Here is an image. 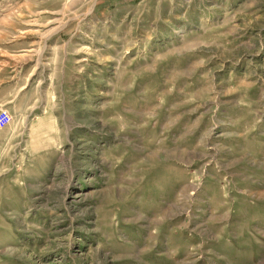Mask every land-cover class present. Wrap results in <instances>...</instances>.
I'll return each mask as SVG.
<instances>
[{
	"label": "rangeland",
	"instance_id": "obj_1",
	"mask_svg": "<svg viewBox=\"0 0 264 264\" xmlns=\"http://www.w3.org/2000/svg\"><path fill=\"white\" fill-rule=\"evenodd\" d=\"M0 108V264H245L235 226L195 222L154 257L155 210L180 128L208 151L184 214L205 186L264 185V0H0Z\"/></svg>",
	"mask_w": 264,
	"mask_h": 264
},
{
	"label": "crops",
	"instance_id": "obj_2",
	"mask_svg": "<svg viewBox=\"0 0 264 264\" xmlns=\"http://www.w3.org/2000/svg\"><path fill=\"white\" fill-rule=\"evenodd\" d=\"M24 65L25 60L23 58L15 57L12 59L8 70L11 79L6 80V87H9L10 83L13 86L15 85V96L25 88L23 83L19 87L16 86L17 79H19V74L22 73ZM13 96V93H7L5 102H12L15 97ZM9 97H11L10 100L8 99ZM163 141L165 142L164 146H166L163 150L170 153V157L167 160L173 163L171 171L167 173L165 171V174H163L165 183L167 182L168 184L170 181L171 191L162 194V196L160 195V202H164V204H158L155 213L159 218H163L160 221V226L167 228L169 245L164 250H155L154 257L156 256L158 259L161 257L174 259L179 250V247L174 242L178 239L182 241V249L179 252L184 253V243L186 241H194L195 235L189 233L191 222L197 224L205 223L206 226L213 227L215 230L213 232L217 234L221 230H225L222 227L235 226L236 241L238 244L244 243L245 246L240 248H246L243 254L245 264H253L254 257L258 261V258L264 256V185L262 184L260 187H250L248 185L246 187L228 189L227 199L224 196L226 194L225 189H221L220 186H205L197 192L196 198L202 200L203 203L197 206L198 208H193L195 210L194 214L189 217V214L183 213V208L186 205L183 198L186 197L190 178L188 164L190 159L193 158L190 155H195L199 158H205L208 155V151L205 149L206 140L189 135L185 129L180 128L179 133ZM221 142L224 141L221 140ZM231 144L235 145V141H231ZM254 192H257L258 197L253 196ZM156 200L159 202V195ZM211 237L204 238L212 239L213 237ZM244 241L252 245H248ZM249 249L252 250L250 253L247 252Z\"/></svg>",
	"mask_w": 264,
	"mask_h": 264
},
{
	"label": "built area",
	"instance_id": "obj_3",
	"mask_svg": "<svg viewBox=\"0 0 264 264\" xmlns=\"http://www.w3.org/2000/svg\"><path fill=\"white\" fill-rule=\"evenodd\" d=\"M10 119H11V116L9 112L4 108H0V125L8 124Z\"/></svg>",
	"mask_w": 264,
	"mask_h": 264
}]
</instances>
